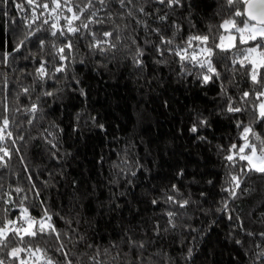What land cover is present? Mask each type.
<instances>
[{"label":"trees","instance_id":"trees-1","mask_svg":"<svg viewBox=\"0 0 264 264\" xmlns=\"http://www.w3.org/2000/svg\"><path fill=\"white\" fill-rule=\"evenodd\" d=\"M24 3V0H16ZM198 6L193 10V19L197 22L200 34H205L209 24H218L220 18L216 15L219 11L217 0H195ZM38 3H48V11H44L41 20L36 21L33 27H38L43 19H47L51 14L53 18L61 13H51L54 7L51 0H38ZM76 3H83V0H76ZM62 4V14L57 21L58 25H65V16L70 17L72 13L67 11ZM73 11H75V4ZM148 11L157 7L149 2L145 5ZM42 9H37L40 15ZM187 10L176 13V17L186 14ZM7 13V15H5ZM24 15L31 16V8L25 4V12L20 13L13 5L12 0L8 4H0V51H11L15 39L22 35L24 26L21 20ZM11 18V19H9ZM144 19V17H139ZM83 19V17H82ZM12 20L16 23L13 24ZM53 20L49 21V25ZM124 29V25L129 27L121 32V45L115 52V61L108 63L107 68L100 67L104 62L103 57L92 56L86 48V41L79 44L72 54L74 60L68 69V80L72 76L82 81V86L88 92L87 99L71 94L70 90L62 95L61 108H56L49 100L51 107L45 106L43 119H37L33 125L25 123L23 132L11 125L9 131L13 132V137L24 135V141H17L15 147L20 149L17 155L13 150L12 159L7 169H0V195L11 188L20 186L27 193L30 187L24 164L20 162V156L24 157L28 168L33 172V178L37 181V187L41 189L42 198L47 200L51 211H59L62 216L72 220V228L83 236L84 239L73 247L66 243V250L69 251L73 264L85 259L84 253L94 254L93 249L86 248L91 244L98 246L101 252V259L111 261V256L116 251L128 253L127 257L121 256V261H132L135 259V252H130L128 247V237L134 240H156L154 234L149 231L150 223H145L149 217L159 220L162 226L166 225V217L161 215V211L168 206L161 204L153 208L147 203L141 202V197L146 190L151 191V197L160 196L162 189H168L172 184H176L181 193L177 194V199H188L196 201L190 204L186 210V216L177 220L178 224H190L196 232L186 231L183 228L176 232L162 234L159 241L148 246V253H155L158 250L167 251L171 256H178L186 251L188 247L195 250L192 264H251L253 257L252 249L245 244L242 249L233 241L234 225L227 218L221 219V213L205 215L202 209L218 207V202L226 193L220 192L224 185L227 169L224 167L222 158L217 154L215 145L222 144L225 148L231 143H241L238 138V130L230 126V117L221 115L219 123L212 125L211 131H204L201 135H206L211 141V145L198 141L187 131L191 124L189 114L193 109L211 111L217 109L222 101L217 96L218 85L209 84L201 86L195 75H184L181 72L179 57L171 52H166L163 59L166 64H156L153 62V51L147 48L146 58L147 68L140 72L131 62V55L127 45L130 38L135 37L137 42L143 45L145 39L158 42V37L152 34L150 37L141 27L137 26L132 19L123 21L116 19ZM171 22V19L170 21ZM80 21H74L78 26ZM149 31L152 27H161L154 22V17L148 18ZM49 25H44L48 28ZM95 27V26H93ZM112 25L106 24L105 30H111ZM193 31L185 24L184 29L176 38V45H183L187 36ZM171 36V32H165ZM36 49H34L35 51ZM111 56V53L109 54ZM160 59L159 56L155 57ZM83 59L84 64L79 61ZM18 67V65H13ZM221 71L222 66L218 65ZM190 72H195L191 64L187 65ZM8 72L10 87L11 82L19 75L9 69H2ZM29 70H33L31 67ZM239 80L240 78L237 77ZM64 77H61V84L53 87H66L63 84ZM150 81V83H149ZM24 84H30V78H23ZM51 83V82H49ZM75 87V85H73ZM247 85L241 81V89H246ZM13 89L9 95V107L15 108L17 101ZM40 89H37V93ZM35 98V96H33ZM215 101V102H213ZM165 102L167 106L165 107ZM19 103L28 104L24 97ZM97 117V123L104 125V130L92 126L91 122L86 127H82L80 133L72 132L74 123L73 116L77 111L84 110ZM63 113V115L61 114ZM12 116L10 115V119ZM17 121L24 119L16 114ZM243 119V117H241ZM55 122L65 129L64 133L56 132L50 127L51 122ZM55 132L58 137L59 151L56 153L59 159H52L51 146L44 139L47 136L45 129ZM256 131L264 136V124L260 125ZM50 138V137H49ZM9 146L11 142L8 141ZM64 153H71L65 156ZM126 155L133 171L137 165H143L146 171H138L135 177L131 175L114 177L111 168L113 162H117V154ZM103 157V159H101ZM179 169H184L185 174L177 177ZM61 170L63 174L61 175ZM49 173H54L51 181L55 188L44 189L41 181L49 179ZM38 174V175H37ZM114 178L119 179V186L109 189V182ZM255 179V177L253 178ZM131 180L129 186L126 181ZM193 180L196 182L194 183ZM212 180L213 184L206 182ZM93 186L94 189H93ZM257 191L251 196L235 201L233 206H237L242 218L247 220V212L255 210V215L251 220H247V227L253 231L264 230L258 223H252L257 219L264 207V187L256 185ZM156 189V191H153ZM129 193L123 199L116 201L120 207L110 209L108 200L109 191ZM208 194V199L204 200L200 193ZM171 194V193H170ZM13 198L19 203V198L13 192ZM30 201L25 202L27 206ZM7 207L0 203V218L3 216L2 209ZM72 211H69V209ZM33 216L38 215L40 209H29ZM19 214V209L13 208L9 213ZM218 221L212 224V221ZM57 227L64 230L68 226L62 220L54 217ZM144 229L142 231L141 229ZM203 230L202 232L199 230ZM238 232V230H236ZM195 237V239H193ZM237 238H243L242 234ZM179 241H183V246ZM42 248L54 247V242L47 244L43 240H37ZM112 245H117L115 249ZM15 246V245H13ZM108 249L105 253L104 250ZM245 250L249 255H245ZM53 258L63 261L59 254H53ZM21 258H25L28 264H36L25 253H21Z\"/></svg>","mask_w":264,"mask_h":264},{"label":"snow or ice","instance_id":"snow-or-ice-1","mask_svg":"<svg viewBox=\"0 0 264 264\" xmlns=\"http://www.w3.org/2000/svg\"><path fill=\"white\" fill-rule=\"evenodd\" d=\"M12 2L20 13L25 12V4H27L31 8V16H23L21 24L24 27L20 29L22 35L15 39L11 51H0V169L8 168L13 150L17 155L20 154V149L15 146L17 141L25 139L22 134L14 138L13 132L8 130L11 125H16L20 132H23L25 123L33 125L37 119H43L45 106L51 107L49 100L56 105V108H61L62 105L58 102L68 90L86 101L88 92L82 86V81L75 75L70 81L68 80L69 66L76 62L72 54L79 44L86 41L88 52L94 57L105 58L100 67L107 68L108 63L115 61L118 46H123L120 43L121 32L129 27L125 24L122 29L115 21L130 18L137 26L148 32L149 37L155 34L159 38L158 42L145 39L144 46H141L135 37L130 38L127 47L131 62L138 71L143 72L147 68L145 61L148 56L147 48L150 46L154 63L166 64L167 61L163 57L166 52H171L179 57L181 72L184 75L194 74L201 86L218 85L217 96L222 101L219 111L215 108L211 111L193 109L189 114L191 124L187 131L198 141L211 145L208 137L201 133L211 131L212 125L219 123V117L223 114L230 117V126L238 130L241 143H231L227 148L222 144L215 145L216 152L221 156L227 169L224 185L220 188V192L226 193V196L218 202V207L202 209V212L205 215L221 213V219L226 217L232 222L233 232L236 233L233 235L234 243L242 249L245 244L249 245L253 257L251 264H264V230L257 232L247 227V220H251L255 210L247 212L246 220L240 214L242 209L238 210L237 206H233L235 201L255 193L257 184L264 187V136L256 131L264 124V0H217L219 11L216 15L220 18V22L215 25L209 24L205 34L196 31L198 24L192 16L193 10L198 6L195 0H151L157 5L152 11H148L145 7L150 0H83L82 4L76 3V0H63V7L72 13L70 17H64L66 23L63 26L57 23L62 14L61 0H51L54 5L51 13H57L58 9L61 13L55 18L50 14L35 28L33 25L41 20L44 11H48L49 4L38 3V0H24V3L12 0ZM8 3L9 0H0V4ZM38 8L42 9L40 15H37ZM183 10H187L186 14L176 17V13ZM152 17L161 27H152L149 31L148 18ZM50 20L53 22L49 25ZM74 21H80L79 25H74ZM12 23L15 24L16 21L12 20ZM106 24L112 25L111 30H105ZM185 24L193 34L187 36L183 45H176V38L183 31ZM44 25L49 27L45 28ZM169 31L171 36L165 35V32ZM226 40L229 41L227 44ZM156 56L160 59H156ZM79 63L84 64V60L81 59ZM189 64L197 70L190 72L187 68ZM218 65L222 66L223 71L217 67ZM30 67L33 70H29ZM2 69H9L19 74L11 82V87L8 72ZM62 76L66 87H53L61 84ZM237 77L240 79L238 80ZM23 78H30L31 83L24 84ZM241 81L247 85L244 90L241 89ZM38 88L40 91L37 93ZM13 89H16L17 101L14 109L9 107V95ZM21 97L27 99L29 103H19ZM164 106H167V102ZM16 114L23 116L24 119L17 121ZM73 120L74 123L69 127L74 133H80L82 122L84 127L91 122L92 126L104 130V125L97 123V117L88 113L86 109L77 111ZM50 127L56 132H65V129L54 121L51 122ZM44 131L47 133L44 139L52 149L51 158L59 159L56 155L59 151L56 133L47 128ZM8 141L11 142V146ZM64 155L68 156L71 153ZM20 162L24 164V172L27 174L30 187L25 193V189L20 186L15 188L10 186L9 191L0 195V203L7 206L2 209L3 216L0 218V264H28L27 259L21 258V253L31 257L36 264H73L69 251L66 250L65 241L75 247L84 237L71 227L70 218L62 216L59 211H51L47 200L42 198L41 189L37 187L33 172L28 168L22 155ZM111 168L113 176L117 178L128 175L135 177L138 171H146L143 165L139 164L133 171L127 156H121L119 153L117 162H113ZM60 174H63L62 170ZM184 174V169H179L176 173L177 177H182ZM54 176V173H49V179L40 182L44 189L55 188V184L51 182ZM117 178L109 182V189L119 186ZM126 182L129 186L132 185L131 180ZM206 183L211 185L213 181L208 180ZM2 188L3 185L0 184V189ZM158 191L161 193L160 196L153 198L151 191L146 190L141 202L153 208L161 204L168 206L160 213L166 217V225L162 226L159 220L149 217L145 223L151 222L148 230L156 237L155 241L134 240L131 236L128 237L129 251L135 252L134 260L121 261V256L127 257L128 253L120 251H116L115 255L111 256L110 262L102 260L99 247L88 244L85 247L93 249L94 254L84 253L85 259L78 260L77 264H192L195 253L192 247H188L186 251L175 257L169 255L167 251L160 250L145 256L148 246L159 241L162 234L176 232L180 228L191 232L198 231L190 224L177 223L179 218L187 214L186 211L180 210H186L190 204L197 202L190 198L177 199V194H180L181 190L176 184ZM13 192L19 198V203L13 198ZM128 194L110 190L109 210L120 207L116 201ZM200 196L204 200L208 199L207 193L201 192ZM30 200L32 202L25 206V202ZM260 207H264V203H261ZM13 208L19 209V214L10 217L9 213ZM30 208L33 210L39 208L38 215L33 216L29 211ZM69 211L72 209L70 208ZM54 217L62 220L68 228L64 230L58 228ZM217 222L214 220L212 224ZM251 222L264 227V212ZM141 230L144 231L143 228ZM239 234H242L243 238H237ZM37 240H43L46 244L49 241L54 242V247L42 248L38 243L33 246ZM179 243L181 246L184 244L183 241ZM116 247L117 245H112L113 249ZM104 252L107 253L108 249ZM50 253L61 255L63 261L54 259ZM245 255H249L247 250Z\"/></svg>","mask_w":264,"mask_h":264},{"label":"rangeland","instance_id":"rangeland-1","mask_svg":"<svg viewBox=\"0 0 264 264\" xmlns=\"http://www.w3.org/2000/svg\"><path fill=\"white\" fill-rule=\"evenodd\" d=\"M228 42H229L228 40L225 41L226 44H227Z\"/></svg>","mask_w":264,"mask_h":264}]
</instances>
